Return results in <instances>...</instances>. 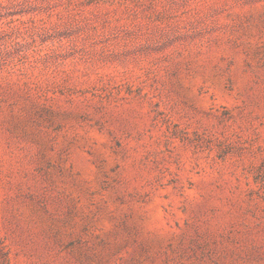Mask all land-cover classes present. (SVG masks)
<instances>
[{
    "label": "rangeland",
    "instance_id": "rangeland-1",
    "mask_svg": "<svg viewBox=\"0 0 264 264\" xmlns=\"http://www.w3.org/2000/svg\"><path fill=\"white\" fill-rule=\"evenodd\" d=\"M0 264H264V0H0Z\"/></svg>",
    "mask_w": 264,
    "mask_h": 264
}]
</instances>
